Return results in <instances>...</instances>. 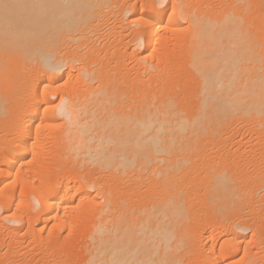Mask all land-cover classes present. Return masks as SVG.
Here are the masks:
<instances>
[{
    "label": "bare ground",
    "instance_id": "obj_1",
    "mask_svg": "<svg viewBox=\"0 0 264 264\" xmlns=\"http://www.w3.org/2000/svg\"><path fill=\"white\" fill-rule=\"evenodd\" d=\"M140 2L0 0V240L84 225L71 264H193L198 234L196 264H264L240 215L264 214V0ZM49 153L69 169L34 187ZM12 246L0 264L54 262Z\"/></svg>",
    "mask_w": 264,
    "mask_h": 264
},
{
    "label": "rangeland",
    "instance_id": "obj_2",
    "mask_svg": "<svg viewBox=\"0 0 264 264\" xmlns=\"http://www.w3.org/2000/svg\"><path fill=\"white\" fill-rule=\"evenodd\" d=\"M140 1H141V0H136V3H137L136 6H140V3H141ZM54 100H55V99H54ZM242 129H243V127H242ZM246 129H247V128H246ZM246 129H243V130L240 129V130H239L240 132L238 131V134L235 133L236 130H234L235 132H234V131H231L230 135H232V133L234 132L237 136H236L235 134H234V135H235L238 139H239V138H243V140H242V143H240L239 145H236V144L233 143L234 145L232 144V145H230V146H227V147H229V150H230V147L232 146V147H231V151H232V150H235V151H236V150L238 149V150H237L238 152L236 151L235 153H236V154L238 153V154L240 155V157H242V158H243V156L245 157V158H244V161H242V163L245 162L246 164L244 163V166H243L242 168L245 167V170L249 169V171L247 170V173H248V174H246L245 172L243 173L244 175L242 174V178H244L245 182L248 181V178L252 179V176L254 175V173H253L252 171H250V168H251L252 166L249 165V164H251L250 162H251L252 160H251V161H249V160L252 159V157H251L249 151L251 150V151L253 152V151L255 150L253 153H255V154L257 153L256 155L258 156L259 153H261L260 150H262L261 145L256 144V142H255V140L257 141V138H256L257 133H254V132H253L254 130H253V131L249 130V128H248L247 130H246ZM245 132H246V133H245ZM250 132H251V134H250ZM254 134H255V136H254ZM236 137H235V139H237ZM250 138H251V139H250ZM244 140H246L245 143H244ZM252 140H253L254 142H253ZM225 142H226V143H229V141H225ZM246 143H247V144H246ZM254 143H255V144H254ZM47 144L49 145V144H51V143L48 142ZM248 144H249V145H248ZM228 145H229V144H228ZM235 145H236V146H235ZM252 145H253V146H252ZM254 145H255V146H254ZM50 146H51V145H50ZM50 146H49V147L47 146V147H48L49 149H51V148H54V149H55L54 146H51V148H50ZM247 146H248V147H247ZM258 146H260V148H259ZM227 147H226V149H227ZM239 147H240V148H239ZM255 147H256V149H255ZM245 148H247V149H245ZM46 149H47V148H46ZM54 149H53V150H54ZM51 150H52V149H51ZM241 150H242L243 153L241 152ZM258 150H259V151H258ZM55 151H56V150H55ZM55 151H54L53 153H55ZM245 151H246V152H245ZM51 152H52V151H51ZM240 152H241L242 154H241ZM244 152H245V153H248L247 156H249V157H246V154H245ZM56 153H57V152H56ZM56 153H55V154H56ZM232 153H233L235 156H239L238 154L236 155L234 152H232ZM49 154L52 155L51 153H49ZM55 154L52 155L53 157L50 156V157H48V158L46 159V161H45L46 164H42L43 167H44V165H45V167H46V170H45V168L43 169L44 172H43V170H42L41 172L37 171V173H39V174L36 175V176H37L36 179L34 178V180H33V182H34V183H33V186H34V187H35V186L38 187L37 185L41 184L42 181L48 180L47 178H50L51 176H53V175L56 174L57 172H61L62 170H65V169L68 168V167H67L66 165H64L61 161H60L59 164H57V163L59 162V161H58L59 158L55 157L56 160H54V156H56ZM243 154H245V155H243ZM28 157L30 158V155H29ZM51 157H52V158H51ZM49 158H50V160H48ZM248 158H250V159H248ZM246 159H247V160H246ZM61 163H62V164H61ZM252 163H253V162H252ZM56 165H57V166H56ZM59 165H60V166H59ZM248 165H249V166H248ZM47 166H48V168H47ZM60 167H61V168H60ZM246 167H247V169H246ZM25 168H26V167H25ZM64 168H65V169H64ZM68 169H69V168H68ZM38 170H39V169H38ZM52 170H53V171H52ZM42 172H43V173H42ZM46 172H49V173H46ZM53 172H54V173H53ZM250 173H251V174H250ZM32 174H33V173H32ZM34 174H35V173H34ZM34 174H33V175H34ZM245 174H246L247 177L245 176ZM30 175H31V174H30ZM34 177H35V176H34ZM46 177H47V178H46ZM245 177H246V178H245ZM246 179H247V181H246ZM244 180H243V181H244ZM250 181H251V180H250ZM36 182H38V183H36ZM248 182H249V181H248ZM11 187L13 188L14 186H10V188H11ZM10 188H9V190H10ZM12 188H11V189H12ZM7 190H8V189H7ZM9 190H8V191H9ZM10 191H11V190H10ZM10 191H9V192H10ZM20 191H22V186H20V184H16V186L14 187V189H12V191H11L10 193L13 192V194L18 195V193H19ZM17 192H18V193H17ZM13 205H14V204H13ZM13 205H12V208H11L12 210H14V209L16 208V206H14V208H13ZM243 208H244V209H243ZM248 209H251V210H248ZM255 209H256V211H258V213H259V214L257 213L258 216H256V212H254V213H255V214H254L253 211H252V210H255ZM12 210H11V211H12ZM240 211H243V214L240 213V215H241V219H242V217H243V220H244V219L247 220V218H249L250 221H251V222L249 221L250 223H252L253 219H256V218H257L256 220L259 221V219L262 218L261 221H260V231H261V234H260V235L264 236V228H263V227H264V216H263L264 214H262V213L260 214V212H261V211H260V207L252 208V207L249 206V205H244V207H242ZM246 211H247V212H246ZM250 211H252V212L250 213ZM1 212H3V211H1ZM1 212H0V213H1ZM73 212L75 213V212H76V209L73 210ZM252 213H253V215H251ZM75 214H76V213H75ZM1 215H2V214H1ZM242 215H243V216H242ZM244 215H245L246 217H245ZM247 215H248V217H247ZM259 215H260L261 217H260ZM197 217H198V216H197ZM244 217H245V218H244ZM255 217H256V218H255ZM258 217H259V219H258ZM252 218H253V219H252ZM190 220H196V221L198 220V221H199V219H196V217L193 218V219H190ZM187 221H188V220H187ZM196 221H195V223H194V221H193V222H190V224H189V222H187L188 225H187L186 222H185V228H186V231H188V232H186L185 230H184V231H185L186 233H189V230L192 231V232H190V235H192V237H193V234L196 235V233H195L196 231H195V232L193 231L194 228H195V230L198 229V223H196ZM47 222H48V221H47ZM254 222H255V220H254ZM262 222H263V223H262ZM204 223L206 224V222H204ZM46 224H47V225H46V230H47V229H49V225H50L51 223L48 222V223H46ZM261 224H262V225H261ZM186 225H187V226H186ZM192 225H193V226H192ZM202 225H204V224L201 222V225H200V226H202ZM27 226H28V225H26V227H25V225H23V227L20 229V230H22V231H19V232H18V235H19V238H18V239H19L20 243H22L23 245H24V243H25V244L27 243V242H24V241H27V240L29 239L28 236H29V232H30L29 229H30V228L28 229ZM50 226H51V225H50ZM83 226H84V225H83ZM83 226H82V228H79V229H78V225H76V229H78V230H77V232H76V231H74V230H76V229H73V230H72V233H70V231H60V233H59L58 231H55V230L52 231V229H51V231H52V232H51V233H52L51 235H52V236H50V234H47V233L45 232V234H44V238H47V237H48V238L46 239V241H47V240H48V241L45 242V240H44V243L41 244V245H39V247L41 246L40 248L38 247V245L34 247L33 252H34L35 250L38 249V250H37V253L34 252L36 255L33 253L35 256H34V255H31L32 253H30V252L27 251L30 247H29L28 249L26 248L27 250H26L25 247H24V249L27 251V253L24 252L25 250H23V247H22V248H19V247H18L19 245H18L17 247L19 248V250L22 249V250H20V251H21V255H22L23 257H25V256L27 257L28 254H29V256H28L27 258L34 259L35 261L39 258V257H38V253L40 252V253H39L40 256H41V253H42V257H45V255H46V258L49 259V261H51V262H52V260H50L51 257H49V256H53V257L55 256V257H54L55 259H54L53 261H54V262H56V260H58V261H57V263L52 262V264H58V263H59V264H63V263L61 262V261H63V260H66V261H67V263L64 261L65 264H71L72 262H74V259H73L74 257L72 258V256L69 255V254L71 253V250H72V251H76V250H78V249L81 247V245H82V241H83V237H82V236H84V233H83V232H84V228H83ZM189 226H190V227H189ZM205 226H206V225H205ZM205 226H202V227H205ZM28 227H30V226H28ZM80 227H81V225H80ZM187 227L190 228V229L187 230V229H188ZM206 227H207V226H206ZM1 228H2V227H0V231H1V232H0V235H1L2 233H5L4 231H6V230H4L5 228H4V229L2 228L3 230H1ZM74 228H75V227H74ZM196 228H197V229H196ZM82 229H83V230H82ZM261 229H263V230H261ZM25 230H26L28 233L26 232V234H25ZM79 230H80V231H79ZM82 231H83V232H82ZM20 232H21V234L23 235V237H21V238H20V236H22V235L19 234ZM65 232H66V233H65ZM68 232H69V234H68ZM193 232H194V233H193ZM77 233H79V234H77ZM191 233H193V234H191ZM246 233H247V236H248L247 239H250L251 237H254V238H251L253 242L250 243V242H251V240H250L249 244H253V243H254V239H255V237H256L257 239L260 237V235H259V236H257V235L251 236L252 233H251V230H250V229H247V230L245 231V235H246ZM55 234H56V235H55ZM57 234H58V235H57ZM81 234H82V235H81ZM203 234H204V233H203ZM45 235H46V236H45ZM186 235H187V234H186ZM205 235H206V234H204V236H205ZM207 235H209V234L207 233ZM207 235H206V236H207ZM49 236H50V238H49ZM66 236H67V237H66ZM57 237H58V238H57ZM77 237H78V238H77ZM194 237H195V236H194ZM196 237H197V240H198V241H195V240H196ZM196 237L193 238L192 241L195 242V244H196V242H197V245H194V247L196 246L195 248H194V247H191V248H193V251L195 250V253H194V254L191 253L190 251H192V250L189 249V252H190V253L188 254V256H190L191 260H190V258H188V259H189V260H187L188 263H190V262L193 261V264H196L197 261H196V263H194V260H196V259H195V258H196V255H195L196 252L199 251V249H200V250H203V249H204L203 246L201 247L200 245H198V244L201 243V241H202V240H201L202 237H201L200 235L198 236V234L196 235ZM23 238H25V239H23ZM56 238H57L58 240H57ZM62 238H63V240H62ZM81 238H82V239H81ZM188 238H189V236H188ZM18 239H17V240H18ZM60 239H61V240H60ZM21 240H22L24 243L21 242ZM50 240H51V241H54V240H55L56 243H57V244H56L57 246H54V247H56L59 251H58V250L56 251V249H55V251H56L55 254L52 253V252H54V247H53L52 245H50V243H51ZM200 240H201V241H200ZM2 241H3L4 243H3ZM19 241H17V242H19ZM73 241H74V242H73ZM189 241H190V240H189ZM199 241H200V242H199ZM246 241H247V240H246ZM248 241H249V240H248ZM5 242H6V243H5ZM12 242H13V241H10L9 244H8V241H7V240H2V239H1V240H0V244H1V245H0V246H1V247H0V252L3 253V251H4L3 254L7 255V252H8V254H9V250H8L9 248H8V246H10V248H11V245H13L12 248H14V247H15L14 245L17 244L16 241H14L13 243H12ZM58 242H62V243H59V245H58ZM193 242H192V243H193ZM217 242H218V244H219V243L221 242V240H219V241H217ZM2 243H3V244H2ZM11 243H12V244H11ZM45 243H46V244H45ZM74 243H75V244H74ZM192 243H191V244H192ZM247 243H248V242H246L245 244H247ZM260 243H261V244L258 243V244H259V248L262 249V242H260ZM4 244H5V245H4ZM7 244H8V245H7ZM44 244H45V245H44ZM51 244H52V243H51ZM76 244H77V245H76ZM60 245H61V246H60ZM75 245H76V246H75ZM4 246H5V247H4ZM49 246H50V247H49ZM189 246H190V245H189ZM192 246H193V245H192ZM6 247H7V249H6ZM17 247H15V249H16ZM249 247H250V245H249ZM252 247H253V248H252ZM1 248H2L3 251H1ZM4 248H5V249H4ZM18 248H17V249H18ZM35 248H36V249H35ZM198 248H199V249H198ZM30 249H31V248H30ZM30 249H29V250H30ZM45 249H46V250H45ZM197 249H198V250H197ZM250 249H252V250L254 251V250H255V247H254L253 245H251ZM5 250H8V251L5 253ZM196 250H197V251H196ZM20 251H19V253H20ZM43 251H44V252H43ZM45 251H47V252H45ZM51 251H52V252H51ZM193 251H192V252H193ZM22 252H24V253H22ZM31 252H32V249H31ZM48 252H50V253H48ZM57 252H58V255H57ZM43 253H45V254H43ZM61 253H63V254H61ZM47 254H48L49 256H48ZM66 254H67V255H66ZM62 255H63V256H62ZM191 255H192L193 257H192ZM36 256H37V258H35ZM47 256H48V257H47ZM60 256H61V257H60ZM65 256H66V258L69 259V261H68V259H64ZM70 256H71V259H72L73 261L70 259ZM241 256H242V254H241V252H240V253H238V255H236V259H239ZM26 257H25V258H26ZM42 257H41V258H42ZM53 257H52V258H53ZM62 257H63V259H62ZM186 257H187V255H186ZM186 257H185V258H186ZM56 258H57V259H56ZM59 258H61V260H60ZM192 258H194V259H192ZM186 259H187V258H186ZM186 259H185V262H186ZM197 259H198V257H197ZM70 260H71V262H70ZM60 262H61V263H60ZM186 263H187V262H186ZM259 263L262 264L261 261H259ZM191 264H192V263H191ZM235 264H236V263H235ZM237 264H238V263H237Z\"/></svg>",
    "mask_w": 264,
    "mask_h": 264
}]
</instances>
